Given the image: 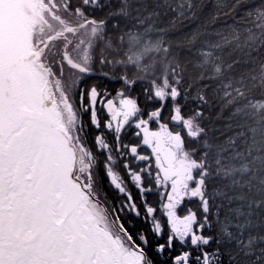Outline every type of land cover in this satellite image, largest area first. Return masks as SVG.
<instances>
[{
	"label": "snow or ice",
	"instance_id": "6c2138e0",
	"mask_svg": "<svg viewBox=\"0 0 264 264\" xmlns=\"http://www.w3.org/2000/svg\"><path fill=\"white\" fill-rule=\"evenodd\" d=\"M0 264H264V0H0Z\"/></svg>",
	"mask_w": 264,
	"mask_h": 264
}]
</instances>
